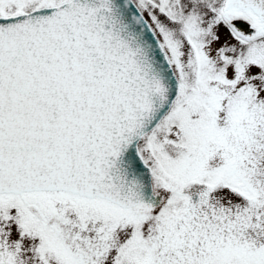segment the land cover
Returning <instances> with one entry per match:
<instances>
[{
  "label": "snow or ice",
  "instance_id": "1",
  "mask_svg": "<svg viewBox=\"0 0 264 264\" xmlns=\"http://www.w3.org/2000/svg\"><path fill=\"white\" fill-rule=\"evenodd\" d=\"M0 264H264V0H0Z\"/></svg>",
  "mask_w": 264,
  "mask_h": 264
}]
</instances>
